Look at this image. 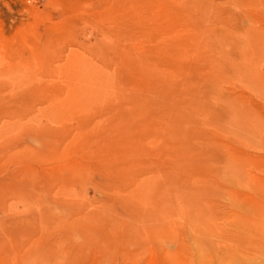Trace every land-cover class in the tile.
Wrapping results in <instances>:
<instances>
[{
    "label": "rangeland",
    "instance_id": "374dc122",
    "mask_svg": "<svg viewBox=\"0 0 264 264\" xmlns=\"http://www.w3.org/2000/svg\"><path fill=\"white\" fill-rule=\"evenodd\" d=\"M0 264H264V0H0Z\"/></svg>",
    "mask_w": 264,
    "mask_h": 264
}]
</instances>
